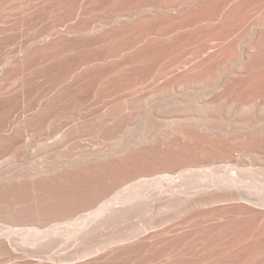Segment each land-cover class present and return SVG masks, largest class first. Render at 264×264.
Here are the masks:
<instances>
[{"label":"bare ground","instance_id":"6f19581e","mask_svg":"<svg viewBox=\"0 0 264 264\" xmlns=\"http://www.w3.org/2000/svg\"><path fill=\"white\" fill-rule=\"evenodd\" d=\"M10 1L9 4L12 3ZM18 1H20L21 4H19ZM7 2L8 1H6V3ZM17 2L18 3H15V5L14 4L11 5L12 6L21 5V7H19L21 8L19 9V11H21V14H19L20 17L18 18V21L21 20L20 24L22 22V24L29 25L28 26V29L30 27L29 30L25 31L23 25H20L19 22L17 24L16 20H15L16 22L13 20L16 23V28H18L17 25H19L21 27V28L19 27L21 30L12 28L14 25V23H12L13 21H11L9 17H8V19H10L9 21L6 18H5L6 20L3 21L2 15L4 13L0 15V20L2 21L0 23V155L2 156V154L4 153H5L4 155H6V153L7 155H9V157L7 155L5 156L6 158L8 157V160L6 159L3 160L5 157L2 159L3 161L0 160V194H2V196L3 193L5 194L7 191L11 190L13 186L14 189L15 187L17 188L18 186L24 187V185L30 187L32 185V184L29 185L31 182L32 183L34 181L38 182V179H40L41 182V179L43 180V178L44 177L46 178L48 175L49 176L52 175L51 176L52 178L54 177L53 176L54 173L60 171H62L61 173L64 174L62 175L58 173L59 176H55L57 177V179L56 178L55 179L57 180L58 184L63 177L64 179H68V178L79 179L80 175H83V176H94L98 179L99 178L101 179L106 173L107 174L106 176L108 177L110 176L111 178L113 177L112 179L105 177L109 179V181L111 180L112 183L111 181L110 183L113 185L111 184H109L111 186L106 185L105 182L107 181V179L105 178L102 179H104L105 182H103V184L105 183L104 185H106V187H104V185L102 186L101 183L100 185L97 184L99 187L97 186L95 187V185L93 184V188L95 187L94 188L95 190H91L93 197H92V201L89 200L90 201L89 203L92 202V204H94L95 206L96 204L100 203L98 200L104 194H106L104 195V197L106 196V199L108 196L110 198L111 195L114 194V193L111 194V191L118 193L114 195L116 198L112 196L115 198V203L132 205L134 202L138 203V201H141L143 198H147V197L149 198V196L146 197V195H148L146 193L148 192V189L150 187L152 188V186H155L156 190L155 192L153 191L154 193L152 194L158 200V202L156 201V203L158 204L156 205V207H154L155 209L157 208L156 211L157 213H155V211L153 210L152 213L156 214L155 215L156 218H158L157 217L158 212L160 213L161 212L160 210L162 209L163 211L165 210L169 211L170 209H182V211L185 210L187 214L188 212L190 213V211L192 212V214H194L195 210L198 212L199 209H205V212L208 213L206 215H203L202 213L204 217L210 214V212L206 211V209L209 210L214 209L212 211L213 213H215V211L217 213L220 212V214L218 213V216H215L218 217V220H216L217 218L215 220L217 222L219 221L218 222L219 225L217 223V227H216L217 229L216 232L220 230L219 234L222 232L223 233L228 232L229 229L232 230L233 228L236 231H237L236 228H238L239 230L242 224V221H240V219L242 218L238 220L239 217L238 215L244 218L242 219L244 220L243 222L244 225L242 224V227L245 226L244 229L248 228L249 231L253 232V230L255 229L252 228L250 230V227H252L250 225H253L254 227L255 226L254 224L258 225L259 227L263 226L264 228V0H17ZM1 5L0 7L2 8ZM12 6L9 7V10L11 8V11L12 10L14 11V9H12ZM5 9L8 10V8ZM41 10H43L44 13ZM38 11L39 13L40 12L42 13L38 14ZM4 16L7 17L9 16V14ZM149 81L151 82L153 81L152 83L158 82V84L160 85L159 91H157L156 93L152 91L153 93L152 95L150 94L146 95L145 90L141 89L142 91L144 90L145 93L141 92L140 94L142 95L143 93L146 97H144V95L141 98L140 96L137 97L136 95L137 91H136L135 92L136 96L133 94L134 98L133 97L131 98L132 94L130 93H133L134 91L132 90V92L131 91L129 92L130 95L126 96L125 94L127 98L128 96H130L128 99H122L120 97L124 95H119V98L116 97L113 100V102H111L113 104H110V101L112 100L109 101L108 104H110L111 106L106 104V102H108L107 100L108 97L112 96L114 92L117 91V95H118L119 90L122 89L123 93H127L124 92V89L126 88L137 89L142 84H144V82H149ZM151 87L152 86L150 85L149 88ZM152 88L154 89V87ZM120 94H122V92ZM97 96H100V98L101 97L102 98L104 97L105 99L107 98L106 99L107 101L105 102L106 106L105 104H102L103 103L102 102L101 103L102 105H100V107H103L104 105L106 108L108 106V108L106 109L105 107H103L101 112L103 111L104 108L106 109V111L105 109L104 112L102 113L97 111L99 112V114L96 111H93V114H91L92 110L91 111L89 110V113L87 112V114L93 115L92 117H96L98 115L93 120L92 118L90 119L88 117L90 120L88 119L82 121L83 117L81 118V116L83 115L82 112H80L82 110L81 107H79L81 110L79 108L76 110L75 109L71 110L69 108L70 106L72 108V104L70 106L67 105L69 106V108L66 106L67 103H71V102L75 103L77 106H82L83 103H88L90 101H91L90 103H94L92 102V100L94 99L96 100V98H99ZM101 100L102 99H99L98 101L97 99L96 102L98 101L100 104ZM77 106L74 107L77 108ZM97 107L99 106H96V108ZM87 108L90 109V107ZM98 110H100V108H98ZM94 112H96L97 115H95ZM76 113H78L79 115L81 114L80 115L81 119L80 120L77 119V122L79 121L81 122H79V124L77 125L70 126L73 123H77L75 119L79 116ZM69 114H72L73 117ZM75 114L77 117H75ZM67 116H70L72 118L75 117L74 120L72 119L75 122L72 121L71 124L65 123L67 120L70 119V118L69 119L63 118V117L68 118ZM58 117L60 118L58 119ZM61 118L63 120L65 119L66 121L63 123L60 120ZM85 118L86 117H84V119ZM61 124H64V126L70 124L69 126H67L70 127V129L67 128L66 130L65 127H63V125L61 126ZM60 126L61 128L63 127L66 132L62 131L64 132L62 133L61 131H59L58 128ZM63 128L61 130H64ZM56 131L57 133L60 132L62 135L59 136L60 135L59 134L58 135L59 137H57L58 139L56 138L57 136ZM86 131H90L89 133L103 132L102 135H104L105 131H107L109 134L111 133L110 136L112 139H113L112 136L115 137L117 135L119 139L120 137L119 135L121 134H123L124 137L125 134H127V132L129 133V131H132V135L130 138L127 139L122 138L124 139L123 145L113 150L111 148L110 149L111 151H108L109 145H106L105 147V144L103 143L105 141L104 138L102 139L104 141L101 142V144L102 143L104 144V146L102 147H104L105 149L103 148L102 150V147L99 146L101 144L94 143L95 145L101 147V149L98 148V150L100 151L96 150V148L94 151L93 149L86 150L88 147L92 146L93 140H91L92 142L90 141L91 145L89 144L88 147H86V143L89 142L91 138L95 139L96 137L97 140V136L96 135L92 136V134L94 133H91L92 137L90 138L89 136H86L87 134L85 133ZM84 133H85V137L88 138V139L86 138L88 141L86 140L85 142L83 140L86 149H84L85 147L82 149L86 151L83 150V152L81 153L80 151H82V149L80 150L79 148L80 141H78L77 139H79L78 137H81L83 139L82 136H84ZM89 133L88 135H90ZM101 133L98 134H100L101 136ZM109 134L107 135V137L111 141L112 139H110ZM52 135L55 137H52ZM25 136L32 137V140L29 137H28L29 140L26 139ZM50 138L51 141H49ZM52 138H54V142L52 141ZM115 138L113 140H115ZM74 139L76 140V142L78 141L77 145L73 144L75 143ZM68 143L72 144L70 148L71 150L73 149V151H75L74 148L75 146H77L79 150L78 151L79 154L77 157H75L74 154H72L73 151H70V148L66 146L68 145ZM80 144L84 145L83 143ZM109 144L111 147L112 145L116 146L115 143L113 144L109 142ZM148 144H154V145L153 146L150 145L151 147L149 146L148 148L147 146ZM67 147L69 148L70 154L67 153L68 155H65L66 153L64 149L66 148V150H68ZM60 153L63 154L65 153L64 155L66 156L65 157L66 160H64L65 158L63 154H61V156H63L64 158L63 160L60 161L51 160L50 157H54L55 155H60ZM157 156L158 158L160 156H163L161 158L165 160V162L162 163L164 168L163 167L158 168L157 166L154 167L157 168L156 169L157 171L153 170L154 173L152 172L151 174L154 175V178L152 177L150 180L148 178H147L148 180L144 178L139 179V177L145 176V171H146V175L148 174L150 176V172L147 173V171L148 170L152 171V168L149 169L147 168L148 166L147 162L149 159H151V157H152L151 160L154 161ZM165 157L167 158L164 159ZM138 158L139 159L142 158V160L144 158L148 159L147 162L145 161L146 168L143 167V165L145 166V163L143 162L144 160L142 161L139 160ZM168 158L171 160L168 161L169 160ZM7 161L10 162V165ZM135 161L138 162L141 161V163L143 162L142 164L140 163L142 166L139 167L141 168L143 167L146 170L143 171V169L140 168L141 170L139 169L140 172L139 173L138 170L134 169L133 167L131 168V166L134 165ZM94 163L96 166L94 165ZM132 173H135V175L137 173V176L139 173L141 176L137 177L135 175H131ZM127 174L131 175L132 178L133 176L136 179L138 178L139 181L136 180L137 181L136 183L131 184L130 182L131 179H129L131 178V176L128 177L129 175ZM41 176L44 177L42 178ZM60 176L62 178L59 180L58 178H60ZM122 176H127L126 178H128L130 181H128L127 179L126 182L124 177L122 179ZM45 178L44 180L47 179ZM135 178H133V180ZM55 179H53L52 181L53 183ZM75 181H79V180H75ZM40 182H38V184L39 186H42L43 182L41 183ZM129 182L131 185H129ZM80 183L84 185L83 184L84 181ZM34 184L35 183H33V185ZM50 184L52 187L53 184L52 183ZM89 184H91V182ZM64 185H66L67 187V184ZM82 185L79 186L82 187ZM33 187L34 189L36 188L38 189L37 185L36 186L34 185ZM51 187H49L50 189H47V191L53 189ZM75 187L77 186L75 185ZM25 188L26 187H24L23 189ZM55 188L56 186L54 184V189ZM17 189H19L18 191H20V188ZM39 189L41 188L39 187ZM120 189H123L124 194L121 195L122 192H120L121 191ZM45 190L43 189V191ZM77 190L80 191L78 188ZM15 191L16 190H14V192ZM53 191L55 193L56 190ZM36 192L38 193V190ZM36 192L35 194H37ZM74 192L76 191L74 190ZM109 192L110 195L108 194ZM67 194H71V193L67 192ZM83 194L86 195V191ZM58 195L56 194L57 198L60 197ZM64 195L63 196L61 195V197H64ZM77 195H79L77 196L78 197L77 199L80 198L81 200V197L83 198V196H81L82 194L81 195L77 194ZM21 196H23V194L19 196V198L23 199L24 196L23 197ZM7 197L9 198V196ZM41 197L42 196H40V198ZM33 198L35 199L36 197ZM88 198L89 196L86 198V200ZM114 198L113 199L111 198L113 202H114ZM37 199L39 198L37 197ZM42 199H43V203H41L40 205L45 204L44 197L41 198V201ZM18 200L19 199L17 198V201ZM52 200L50 201L52 202ZM112 200L109 201L112 202ZM148 200H150V198ZM29 201H31V199ZM143 201L146 202V200L144 199ZM54 202L56 201L54 200ZM59 202H61V199L59 200ZM74 202L72 204H75ZM27 203L30 204L28 200ZM62 203L65 204L66 202H62ZM151 203H153V201ZM5 204H2L0 202V206ZM37 205H39V203ZM80 205H82V202ZM87 205L90 204L87 203ZM153 205L154 204L151 205V208ZM9 206L10 205H8V207ZM15 206L16 205H14L13 207ZM31 206H29L28 208L30 209ZM33 206L36 207L34 203ZM62 206L64 207L63 204ZM77 206L74 207L76 208ZM103 206L102 208L105 207L104 210L112 209L106 205L104 207ZM116 206H113V208ZM119 206L120 205H118L116 209L126 208L123 205H121L123 206L121 208H119ZM85 207L87 206L85 205L84 208ZM96 207H98V205ZM48 208L47 209L44 208V209L51 210L50 208L49 209ZM52 208L55 209V207ZM90 208L92 209V206ZM14 209L16 210V208ZM24 209H26L25 205L21 210L24 211ZM33 209L34 208H32V210ZM87 209L90 210L89 208ZM118 209L116 211H119ZM229 209L232 211L237 210V213L235 212V214H237L236 215L238 221L237 223L232 222L234 221L233 219L235 218V216L232 211L229 214L230 212ZM32 210L30 209L28 211L31 212ZM35 210H33V212L40 211L41 209L37 211ZM58 210H61V208ZM58 210L55 211L57 212ZM77 210H80V208ZM102 210L103 209H101L100 212H103ZM226 210L228 212L227 214H226ZM149 211L151 212V209H149ZM163 211L161 213H163ZM2 212H4L5 214V211L2 210ZM150 212H147V214L148 213L150 214ZM201 212L199 210L198 214ZM224 212L226 215H228V218L234 216L233 219L230 220L231 222L229 221V219L225 221V217L227 218V216L224 214ZM139 213L141 214V212ZM213 213L210 214V216H212ZM217 213H215V215H217ZM10 214H11V209L9 215ZM32 214H37V213H32ZM52 214L54 217V213ZM68 214L65 216H68ZM74 214H76L75 211ZM94 214L96 215V213ZM123 214L125 215V213ZM144 214L145 213H143V215ZM198 214L197 217L199 218ZM111 215L112 216L110 217L109 215L106 216V220H105L106 222L107 219L109 220V222H111L112 220L111 218L113 217V212ZM185 216H188L186 218L192 217L193 219H195L194 215L190 216L188 214V215H184V217ZM151 217L154 216L150 215V219ZM197 217L196 219H198ZM200 217L202 216L200 215ZM13 218L15 220L20 219L15 217V214H13ZM21 218L23 219V217ZM76 218H79L78 215ZM127 218H124V220ZM143 218L146 219L147 217H143ZM143 218L141 217V219ZM164 218H168V217H164ZM190 218L188 223L189 224L192 222L195 223V221L190 222L191 221ZM14 219H11L12 222ZM55 219H53V221ZM203 219L204 218L202 217L201 220ZM11 220L8 221L10 222ZM82 220L83 219H80L79 221ZM121 220L123 219L121 218ZM175 220H176L175 218L174 220L154 218L152 220V223L147 224L150 225L149 228L148 226L145 227L144 225L145 228H142L141 230L137 226L141 230L140 231L137 227H134L135 229L137 228V230L140 231L137 232L135 230L136 236L133 235L135 234L133 233V231L131 232L133 233L132 234L133 237L130 234L131 237L129 238L126 235H125L126 237L124 238L121 237L123 234L120 233L121 236L119 234V240L117 239V241L114 239L115 237L112 238L115 233L112 235L108 234L112 229L110 228L109 229L110 231H108L107 228H109L110 226L113 228L111 223L109 224L107 222L110 226L106 227L105 231L108 232L106 233V235L108 234V236L109 235L112 236L111 237L112 240L111 238H109L110 236L109 237L107 236L108 239H110L112 242L116 241L115 243L118 245H120V243H123L124 241L125 243H129L128 240L130 239L133 240V238L135 240V238H137L135 241L134 240L130 241L131 242L130 244L127 245L121 244L120 245L121 248L118 250H121L122 252L124 251V249H126L124 251L126 252L128 250L131 251V249H136V248H139L141 251L143 249L144 251V249H146L147 247L149 250L155 248L153 250L154 252L155 250L157 251L156 248H161L162 246L163 248L165 246H168V249L169 247L172 246L171 252H173V250L177 248L176 246H180V248L178 247V249H180L182 252L181 244L183 241H185L186 236L184 235L185 236L183 238L184 240L182 239L183 241L182 242L180 241V245H176L178 239L176 235H179L180 231L183 232L180 228L181 227L180 225L182 224L179 223H178L179 225L177 224L179 226L177 229L180 230V231L178 230L179 234L176 231L175 232L172 231L171 228L164 229V227L168 224L167 221H170L169 223H171V221H175ZM113 221H117V220L115 219ZM180 221L182 223V220ZM144 222L145 221H143V223ZM197 222L199 223L200 221ZM85 223L83 222V224ZM99 223L94 225L92 224L91 227L87 226L88 229L84 225V227L87 230H85V228L83 229V231L84 230L85 231L84 232L82 231L83 233V235H81L83 237L82 239L90 240L93 235L97 236L99 233L97 234L95 233V231L98 229ZM77 224L79 225L81 223H77ZM128 224L125 225L127 226ZM151 224L155 226H152ZM160 224L163 225L165 224V225L164 227H162V225ZM245 224H249L250 227ZM151 226L155 227V229L152 228ZM171 226L172 228L173 226L176 227V224H172ZM114 227H116V224L114 225ZM125 227H123V229L127 228ZM150 227L155 231L151 229L153 231L152 232L150 230ZM158 227H162V228H158ZM259 227L258 229L260 231ZM79 228H81V226H79ZM191 228L193 229V226H191ZM210 228L212 227L209 226V229ZM213 228L215 229V227ZM263 228L262 230H264ZM156 229H159V231L157 230L156 232ZM244 229L242 230V233L244 232V236H245ZM101 230L103 231V229ZM101 230L99 235H101L102 233ZM215 230L212 231L214 232ZM55 231L57 230L55 229ZM147 231H149V233H147ZM209 231L208 233L207 232L206 233L209 234L210 233ZM249 231L247 233L251 234V232ZM261 231L257 232V234H255L256 232L252 234L255 235L257 238L258 234L262 233ZM12 232L13 231H11L10 234ZM213 232L212 234L215 233ZM6 233L8 234V232ZM6 233H4V231L3 233L0 232V253L6 256L5 259L7 260L8 263H9L8 259L10 260L15 259L14 261H18V259L16 258H19V255L23 256V254L20 253L18 254L17 251L13 249V243L11 240L12 237L7 235ZM103 233L105 232L103 231ZM116 233H118V231ZM242 233L241 234L239 233L240 236L243 235ZM54 234L56 233L54 232ZM76 234L75 236L78 237L80 233L78 232ZM207 234H204V236ZM212 234L211 233L209 234L210 237ZM228 234H230L231 237ZM220 235L218 236L220 237ZM261 235H263V233ZM71 236L70 238H73L74 235L72 237ZM212 236L214 237V235ZM216 236L214 238H219ZM225 236L228 239L229 237L232 238L231 233H227V234L225 233ZM240 236L237 237L236 235L237 237L236 239L238 241ZM252 236L250 238H252ZM100 237H93V238H97L100 240ZM102 237L103 238L101 239L104 240V236ZM116 237L118 236L116 235ZM176 237L177 239L175 242L174 239ZM189 237L187 236V238ZM234 237L232 238V240H234L231 241L232 243H229L228 239L224 238L225 241L227 240L226 242L224 241L226 245L234 244L235 241H237L235 240ZM262 237H263L262 239H264V235ZM208 238H203L205 239V242H202L205 245L203 247H205L206 250L207 249L206 246L207 245L210 246L212 244L213 247L211 245L209 249H211L212 247L213 249L211 250L212 251L214 250V252L211 251L212 253L211 252L209 253L208 252L209 249L206 250L209 256L207 257L208 255L207 254L206 255L207 258H206L204 255L202 256V259L203 257L208 259L212 254L211 255L212 257H210L211 259L208 260L213 261L215 259L214 254L219 255L218 253H216L217 251L221 255L223 251L226 250L229 251V249H231V253H233L232 251L236 250L234 251V254L237 257H234V255H232L231 253H230L231 256H226V254L229 253L226 251L227 253L226 252L225 254L222 253L226 257L221 256V260L219 261L217 259L220 257V255L218 258L216 256L217 261L215 260L213 262H217L215 264H264V254H263L264 251L262 250L264 248V243H263L264 240L262 242L263 244L261 243V245L258 246L257 245L258 241L256 240L259 239L254 240V238H252L250 240L249 238L250 243L253 240L254 242L252 243L254 245L256 244L255 245L256 247L253 246V248L251 249V247L249 246L248 250L251 249L250 251L248 250L243 251V249H241L242 252H245L246 255L245 256L243 253L244 255L243 256L242 254H239L241 252L239 250L240 248L234 249V247H237L239 244L237 246L229 245V247L231 246L233 248L228 249L227 247L228 245L226 246L227 247L226 248L225 245L221 246V244H219L221 243L223 237L222 238L220 237V239L218 240L215 239L216 241H219L217 245L213 244L216 243V241L215 242L213 241L211 243L210 242L211 240L208 241L209 240ZM243 238L244 237H241L240 241ZM245 238H247V236ZM189 239H191V237ZM210 239L213 240V238ZM91 240L90 242H86V243L91 244ZM193 240L195 241V239ZM197 240L199 241V239ZM249 240H247L244 243H247ZM93 241L92 242L95 243L98 240L95 241L94 239ZM194 241L191 244H194ZM206 241H208L209 243L205 244ZM109 242L106 243L108 244ZM111 243H109V245ZM115 243L109 246L111 247L110 249L112 248L114 249L113 246L116 245ZM80 244L78 243V245ZM170 244L171 246H169ZM21 245L24 247L26 244L25 245L21 244ZM35 245L36 244H34V246ZM173 245L176 248L172 250ZM182 245H184V243ZM218 245L222 247L221 248L222 250L224 249L223 247H225V250L223 251H221L220 249H219L220 251L217 250L219 248ZM106 246L108 248V245ZM187 246L189 250V248L192 245L191 246L187 245ZM197 246L195 247V249L197 250L198 248V252H199L200 249ZM214 246H217L218 248L215 247L216 248L215 249ZM244 246L245 245H243V247ZM149 247H151V249ZM102 248L99 249L98 247L99 250L97 252L96 250L97 248H95V246L92 248L90 247L89 249L91 251L92 249L93 251L95 249L96 252L92 251L93 253H88L89 252L88 249V252L84 251L86 255L85 254L83 255V252L81 251L82 252L81 256H83L82 260H84L88 256L93 257L92 254H94L95 257V253L98 256V253H101V250L103 253L108 251L105 254L106 255L105 257L103 256L104 255L103 254L102 257L89 258L84 260L83 262H79L81 261L80 258H82L79 255L80 260L78 261V263L76 261V264H94V263L96 264L99 263V261L102 263H108V261L112 259L111 257L107 256L110 253L109 252L110 249L108 248L109 250H107L104 248L105 249L104 250ZM116 248H119V246ZM193 248L194 246L191 247V250H194ZM31 249L32 248H30L29 250ZM168 249L166 250V252L168 251ZM114 250L116 251V249ZM159 250L161 253L162 250L161 249ZM202 250H203L202 253L204 252L203 254H205L203 248ZM238 250L239 253H237ZM261 250L263 251L262 254H260V252H262ZM143 251L142 253H138L139 254L137 255L138 258H140L139 257L140 254H143ZM246 251L248 252L246 253ZM151 252L152 251H150V253ZM195 252L197 255L198 254L197 251ZM195 252L192 253L195 254ZM28 254L29 253H27V255ZM120 254L122 253L119 252L117 254L116 252L117 258L120 256ZM171 254L173 255V253ZM187 254H189V252ZM200 254L201 252L199 253L198 259L199 261H202V259L200 258L201 257ZM256 254L259 256L263 255V257L261 256L262 258H260ZM27 255L24 256L27 257ZM161 255H163V253ZM161 255L159 254L160 256L159 259L163 260L164 256L161 259ZM238 255L240 256L242 255V257L240 256L238 257ZM4 256H2L3 257L2 261L0 260L1 264L2 262L5 261ZM22 256H20V258H22ZM79 256H77V258ZM154 256L156 258V254H154ZM167 256H165L164 258L166 259ZM189 256H191V254H189ZM29 257L30 255L28 256V259ZM132 257L130 258V261L134 258ZM142 257L145 256L143 255ZM176 257L174 255L172 256V259L174 258L176 259ZM178 257L177 259L179 261L181 258L179 257L180 258L179 259ZM194 257L196 261H194L195 260ZM196 257L197 256L193 255L192 258L190 257V259L189 258L188 259L190 261H194L192 264H196L198 263ZM228 257H231V259H229ZM232 257L234 258L232 259ZM72 258H71L72 260L76 259L75 256ZM121 258L119 257V259ZM135 258H137L136 255ZM184 258L182 259L184 260ZM222 258H225L227 260L223 261ZM55 259L58 261L56 257ZM61 259L62 258H60V260ZM56 260L55 262H57ZM62 260L64 262L65 261L67 262L64 264H70L69 258L64 257ZM160 260L158 262H160ZM189 260L186 262H190ZM11 261L14 262L13 260ZM128 261H129V257L128 260H126L127 264ZM163 261H167V259ZM163 261H161L160 263L162 264ZM173 261L178 262L175 260ZM180 261L182 262V260ZM61 262L62 261H60L59 264ZM73 262L75 263V261ZM213 262L212 264H214ZM123 263L124 262H122V264ZM201 263H207V261L199 262L198 264ZM209 263L211 262L209 261ZM109 264H112V262H109Z\"/></svg>","mask_w":264,"mask_h":264},{"label":"rangeland","instance_id":"374dc122","mask_svg":"<svg viewBox=\"0 0 264 264\" xmlns=\"http://www.w3.org/2000/svg\"><path fill=\"white\" fill-rule=\"evenodd\" d=\"M1 1H2V0H1ZM1 1H0V2H1ZM6 1H8V2L6 3ZM9 1H10V0H5V1L3 0V1L0 3V5L2 4V5H1L2 8L0 7V10H1V11H0V15H1L2 13H4V14L2 15L3 17L1 16L2 19H3V21H5L6 19L9 21V20L11 19V21H13V20L15 21V20H16V21H17V24H18V22H19V24H20V21H21V20L18 21V18L20 17L19 14H21V11H19V9H21V8H19V7H21V5H20V6H17V5H16L17 7H16V6H12V5H13V4L15 5V3H18V2H19V4H21V3H20V1L17 2V0H15V1L12 0V1H10V2H12V3L9 4ZM8 4H9L10 6H9ZM11 4H12V5H11ZM6 5H7V6H6ZM3 6H4V7H3ZM11 6H12V9H14V11H16V12H14L13 10L11 11V8H10V10H9V7H11ZM5 8H8V10L5 9ZM15 8H16V9H15ZM2 9H3V10H2ZM4 10H6V11H4ZM2 11H3V12H2ZM41 11L43 12V10H41ZM9 12H10V13H9ZM42 12L39 13V11H38V14H41ZM14 13H15V14H14ZM36 13H37V12H36ZM43 13H44V12H43ZM7 14H9V16H7V17L4 16V15H7ZM13 14H14V15H13ZM45 14H46V13H45ZM47 14H48V13H47ZM10 16H12V17H10ZM8 17H9L10 19H8ZM13 17H16V18H13ZM5 18H6V19H5ZM14 21H13L12 23H14L15 26L13 25L12 28H14V29H20L21 27H20L19 25H17L18 28H16V23H15L16 21H15V22H14ZM1 22H2V21L0 20V23H1ZM20 25H23V27L25 28V31L30 29V27H29V29H28V26H29V25L22 24V22H21ZM25 26H26V27H25ZM19 27H20V28H19ZM23 27H22V28H23ZM20 30H21V29H20ZM23 30H24V29H23ZM152 82H153V81H152ZM152 82H151V81H149V82H144V84H142V85L140 86L141 88L138 87L139 89H138V88H137V89L126 88L127 90L124 89V92H127V93H123V90L121 89V90H119L118 95H117V91H116V92H114V94H113L112 96L108 97V99L106 98V99L108 100V102H106L107 100H106L104 97H103V98H102V97L100 98V96H97V97H99V98H96V100L98 99V101H99V99H102V100L100 101V104H99L98 101L96 102V100L94 99V100H92V102H94V103H90V102H91V101H90V102H88V103H83L82 106H77L75 103H72V102H71V103H67L66 106H67V105L70 106V105L72 104V108H71V106H70V108H69V106H67V107H68L69 109H71V110H74V109L76 110V109H78L79 107H81L83 111H84V110L86 111V112L84 111V113H83V111L79 108V109L81 110L80 112H82V115H83V116H81V118L83 117V118H82V121H83V120H88L89 118H90V119L92 118V120H93L94 118H96V117L98 116L97 113L99 114V112H100V113L104 112V109L106 108V107H105L106 104L109 105V106H111L110 104H113V103H111V102H113V100H114L116 97L119 98V95H124V96H125V94H126V96H127V95L132 94L131 98H132V97L134 98L135 92L137 91V93H136L137 97L140 96V98H141V97H143V95H144L143 93H145V92H146V93H145L146 95H148V94L152 95V94H153L152 91H154V92L156 93L157 91H159V89H160V85L158 84V82H154V83H152ZM148 83H149L152 87H154V89H153L152 87L149 88L150 85H149ZM151 83H152V84H151ZM153 84H155V85H153ZM156 84H157V86H156ZM146 86H147V87H146ZM158 86H159V87H158ZM155 88H156V90H155ZM157 88H158V89H157ZM141 89H144L145 92H144V90L142 91ZM132 90H134L133 93H130V94H129V92H130V91L132 92ZM150 90H151V91H150ZM121 92H122V94H120ZM141 92H143L142 95L140 94ZM115 93H116V94H115ZM155 93H154V94H155ZM133 94H134V95H133ZM136 95H135V96H136ZM150 95H149V96H150ZM124 96H121L120 98H122V99H128V98L130 97V96H128V98H127L126 96H125V97H124ZM111 97H113V98H111ZM137 97H135V98H137ZM144 97H146V96L144 95ZM104 99H105V100H104ZM110 100H112V101H110ZM118 100H119V99H118ZM109 101H110V104H108ZM95 102H96V104H95ZM102 102H103V103H102ZM105 102H106V104H105ZM117 102H118V101H117ZM101 103H102V104H105V106L103 105V107H105V108L103 109L102 112H101V110H102L103 107H100V105H102ZM114 103H116V102H114ZM90 104H92V105H90ZM74 106H75V107L77 106V108H75ZM94 106H95V109H94ZM96 106H99V107L96 108ZM87 107H90V109L87 108ZM92 107H93V108H92ZM98 108H100V110H98ZM107 108H108V106H107ZM107 108H106V109H107ZM106 109H105V111H106ZM89 110H90V111L92 110V111H91V114H93V111H96V112L99 111V112H97V113L94 112L95 115H97V116H96V117H92L93 115H91V114H87V112L89 113ZM78 112H79V110H78ZM76 114H77L79 117H77ZM76 114H75V117H77L76 119H75V117L72 118V117H73L72 114H69V115H71L72 117H70V116H67L68 118L63 117V118H65V119H69V118H70L69 120H67V121H69V122H67L65 119L63 120L62 118H61L60 120H61L63 123L66 121L65 123H67V124H68V123L71 124L72 121H73L74 119H75V121L77 122V119H79V120L81 119V118H80V115H81V114H80V115H79L78 113H76ZM73 115H74V114H73ZM84 115H85V116H84ZM89 115H90V116H89ZM95 115H94V116H95ZM84 117H86V118L84 119ZM88 117H89V118H88ZM59 118H60V117H58V119H59ZM72 119H73V120H72ZM90 119H89V120H90ZM60 120H59V121H60ZM79 120H78V121H79ZM70 121H71V122H70ZM75 121H73V122H75ZM62 122H59V123H62ZM79 122H81V121H79ZM79 122H77V123H73V124H71V125L69 124V125H70V126H72V125L74 126V125L79 124ZM67 124H66V125H67ZM59 125H60V124H59ZM62 125H63V127H65L66 130H67V128L70 129V127H67V126H69V125L64 126V124H61V126H62ZM61 126L59 127L60 129L58 128V130L61 131V132H62V131L66 132L65 129H64L63 127H62V128H63L64 130H61V129H62ZM64 132H62V133H64ZM89 132H90V131H86V132H85V133H87L86 136H89V137L91 138L92 136L96 135V136H97V140H96V137H95V139H94V138H93V139L91 138V139L89 140V142L86 143V147H88L89 144L91 145V143H90L91 140H93V142L91 141L93 144H92L91 147H88V148L86 149L85 144H84V141L86 142V140H87L88 138L85 137V133H84V136H82L83 139H82L81 137H78L79 139H77L78 141H80V142H79V145L82 146V147L79 146L80 150H81L82 148L85 147L84 149H86V150L93 149V150L95 151V148H96V150H98V148L101 149V147L104 146V144H105V147H106V145H109V150H108V149H106V150L111 151V150H110L111 148H112V150H113V149L119 148V147H121V146L123 145V140H124V139H122V138H126V139H127V138H130L131 135H132V131H129V133L127 132V134H125L124 137H123V134L119 135V136H120L119 139H118V135L115 136L116 138H115L114 136H112L113 139L115 138V140H113V139L111 138V136H110L111 133L109 134L107 131H105V133H108V134H109L110 139L113 140V141H112V140L110 141V140L108 139V137H107L108 134H105V133H104V135H102L103 132H102V133H101V132H91V133H94V134H92V136H91V133H89ZM56 133H57V131H56ZM56 133H55V134H56ZM88 133H89L90 135H88ZM98 133H101V136H100V134H98ZM55 134H54V135H55ZM59 134H60V135H59ZM58 135H59V136H62L61 133L58 132V133H57V136L55 135L56 138L59 137ZM105 135H106V136H105ZM112 135H113V134H112ZM114 135H115V134H114ZM29 136H30V135H29ZM29 136H28V137H29ZM55 136L52 135V137H55ZM104 136H105V137H104ZM28 137L25 136L26 139L29 140V138H30V139L32 140V137H29V138H28ZM100 137H101V138H100ZM56 138H55V140H56ZM86 138H87V139H86ZM104 138H105V139H104ZM106 138H107V139H106ZM57 139H58V138H57ZM80 139H81L82 141H81ZM100 139H101V140H100ZM102 139H104L105 141L102 140ZM117 139H118V140H117ZM83 140H84V141H83ZM108 140H109V141H108ZM49 141H51V138H50ZM49 141H48V142H49ZM52 141L54 142V138H52ZM74 141H75V143H73V144H74V145H77V144H78V143H77L78 141L76 142L75 139H74ZM74 141H71V142H74ZM87 141H88V140H87ZM97 141H100V142H97ZM103 141H104V142H103ZM106 141H107V143H106ZM71 142H69V143H71ZM101 142H103L104 144L102 143V144H103V145H102ZM109 142H111V143H113V144H114V143L116 144L117 142H118V143L116 144V146L111 144V145H112V147H111L110 144H109ZM50 143H51V142H50ZM69 143H68V145H66V146H68V147L70 148V146H71L72 144H69ZM80 143H83L84 145H81ZM94 143H95V144H96V143H97V144H101V145H99V146H101V147H99L98 145H95ZM74 145H73V147H74ZM118 145H119V146H118ZM150 145L153 146L154 144H148V145H147L148 148H149ZM95 146H96V147H95ZM151 146H150V147H151ZM68 147H67V148H68ZM92 147H93V148H92ZM154 147H155V146H154ZM69 148H68V150H66V148L64 149V150H65V153H66V154L64 153L65 155H68L67 153H69ZM75 148H76V149H75ZM75 148H74L75 151H73V149L71 150V148H70V151H73V153H72V152H71V153L74 154L75 157H77L78 154H79V153H78L79 150H78L77 146H75ZM103 148H104V147H102V150H103ZM84 149H82V151H80V152L82 153ZM104 149H105V148H104ZM64 150H63V152H64ZM86 150H84V151H86ZM106 150H104V151H106ZM98 151H100V150H98ZM74 152H75V153H74ZM76 152H77V153H76ZM4 154H5V153H4ZM4 154H2V156L0 155V158H1L0 160H2V159L7 155V153H6V155H4ZM61 154H63V153H60V155H55V154H54L56 157L54 156L55 158H54V157H50V158H51V160H54V161H57V160H59V161H60V160H63L66 156L63 154V155H64V158H63V156H61ZM69 154H70V153H69ZM75 154H76V155H75ZM3 155H4V156H3ZM7 156L9 157V155H7ZM51 156H53V155H51ZM60 156H61V157H60ZM125 156H126V155H125ZM125 156H124V157H125ZM8 157H7V158L5 157L3 160H5V159L8 160ZM161 157H163V156H160L159 158H161ZM67 158H68V157H67ZM153 158H154V156H153ZM157 158H158V156L155 158V160L153 159L154 161H152V160H151L152 157H151V159H149L150 162H149V160H148L147 158H144V159H143L144 161L142 160V158H140V159L138 158L139 160H142V161L145 163V166L143 165V167L146 168V162H147V160H148L147 163H148V166H149V164H150V166H149V167L147 166V168H148V169H149V168H152V171H151V170L149 171V170L147 169V170H148L147 173L150 172V176H149L148 174L146 175V171H145V176H144V177H143V176H142V177H139V179H142V178L147 179V178H148V179L150 180L152 177L154 178V175L151 174L152 172L154 173L153 170H156V169H157V168H154V167L157 166L158 168H159V167L161 168V167H163L162 163L165 162V160H163V158H161L163 161H162L161 159H159V158L157 159ZM166 158H167V157H165L164 159H166ZM55 159H56V160H55ZM168 159H169V158H168ZM168 159H167V160H168ZM3 160H2V161H3ZM64 160H66V158H65ZM139 160H138V161H139ZM167 160H166V161H167ZM170 160H171V159H169L168 161H170ZM173 160H174V158H173ZM138 161H135V162H134V165L131 166V168L133 167L134 169L138 170V172H139V169L141 168V167H139V166H142L141 164H142L143 162L141 163V161H140V162H138ZM145 161H146V162H145ZM7 162H8L9 165H10V162H9V161H7ZM136 162H137V163H136ZM155 162H156V163H155ZM8 163H7V164H8ZM138 163H139V164L141 163V164L139 165ZM160 163H161V165H160ZM11 164H12V162H11ZM96 164H98V163H96ZM136 164H138V165H136ZM94 165H95V163H94ZM158 165H160V166H158ZM95 166H96V165H95ZM143 167H142L141 169H143V171L146 170V169L143 168ZM163 168H164V167H163ZM141 169H140V170H141ZM159 170H160V169H159ZM143 171H141V172H143ZM156 171H157V170H156ZM156 171H155V172H156ZM61 172H62V171L54 173V175H53L54 177H52V178H51L52 175H51V176L48 175L49 178H48V176L46 175V176H47L46 178H47L48 180L43 176V177L46 179V180H44V178L41 176V177L43 178V180L41 179V182H43V183H42V184H43L42 186H39V184H38V182H40V179H38V182H35V181H34L33 183H35V184H34L35 186L37 185L38 189H37L36 187H35L36 189H34V187H33L34 185H33V183L31 182L30 184L28 183L29 185L32 184L30 187L24 185V187H26L25 189H23L24 187H22V186H20V187L18 186L17 188H20V191H18L19 189H17L16 187H15V189H14V186H13V187H12L13 189L11 188V190H9L10 192L7 191V192H8V195H7V192H6V191H5V192H6L5 194L3 193V196H2V194H0V195H1V197H0V198H1V199H0V202H1L2 204H5V202H6L5 205L7 206V207H6L5 205H1V206H0V207H1V208H0V209H1V211H0V218H2V219H0V232H2V233H3V231H4V233L8 232V234H7V233H6V234L9 235L10 237H12L11 240H12V243H13V249H14L15 251H17L18 254L20 253V254H23V256H24V255L26 256L27 253H29V254L27 255V257L24 256L26 259H25L22 255H19V258H16V259H18V261H14L15 259H11V260L14 261V262H12L10 259H8L9 263H8L7 260L5 259L6 256H4L3 254L0 253L2 256H4V260H5V261L3 260L5 263L2 262V264H3V263H4V264H32L33 262H34L33 264H36L38 261H39V262H38L37 264H43V262H44V264H45V263H46V264H47V263H48V264H57V262H58V264H59L60 261H62L60 264H62V263L64 264V263H67L66 261L64 262V261L62 260L64 257H67V258L70 259V264H76V261H77V263H78V261H79L80 259H81V261H79V262H83L84 260L89 259V258H98V257H102L103 254H104L103 256L105 257V256H106L105 254H106L108 251L105 252L104 250H105V249L109 250V249L111 248V247H109V246L113 245V244L117 241V239L119 240V234H120V233L123 234L122 236H121V234H120V236L123 237V238L126 237V236L129 238V237H131V235H132L133 233H135V234H133V235L136 236V231H137V232H140V231L142 230V228H145V227H147V226H148V228H149L150 225H147V224L152 223V220H153L154 218H155V219H161V218H162V219H166V220H168V219H169V220H170V219H171V220H174V218H175V219H176L175 221H176L177 223H176L175 221H171V223H169L170 221H167L168 224L164 227V225L166 224V221H165V224H164V225H163V224H160V225H162V227H164V229H169V228H171L172 231H174V232L176 231L177 233H178V230H179V229H177V228L179 227L178 225H179V224H182V225H180V226H181L180 228H181V230H182L183 232H181V231L179 230V231H180V234L178 233L179 235H176V236L178 237V239H177V237L174 239L175 242H176V239H177V243H176V245H180V241L182 242V241L184 240L183 238L186 236L185 241L182 242V244L184 243V245L181 244L182 252H181L180 249H178V247L180 248V246H176V245L174 244L175 242H174L173 244H174L177 248L174 247V245H173L172 250H173L174 248H176V249H174L175 251L173 250V252H171V247H172L171 244H172V243L169 245V246H171V247H169V249H168V246H165L166 248H165V247L163 248V246H162L161 248H156L157 251L155 250L154 252H153V250H154L155 248H154V249L152 248V250H149L148 247H147L146 249H144V251H143V249H142L143 254H140V256H139L140 258H138V256H137V255H139L138 253H142V251H141L139 248L131 249V251L128 250V251H126V252H124V251L126 250V249H124L123 252H124L125 254H124L121 250H118V249L121 248V246H120L121 244H123V245L130 244V243H131L130 241H133V240H134V238H133V240H132V239L128 240L129 243H125V241H124L123 243H120V245H118V244L115 243V244L117 245V246H116V245H115V246H116V247L119 246V248H116L115 246H113L114 249H116V251L112 248V249H110V251H109V252H110L109 255H107L108 257H111L112 259H111V258H109V259H111V260H113V261L109 260L108 263H102V262L99 261V263H101V264H109V262H112V264H115V263H116V264H119V261H120V264H122V262H124L123 264H127L126 260H128V257H129V261H130V258L133 256L134 258L132 257L133 259L130 261L131 263L128 261V264H132V263H133V264H138V263H140V264H144V263H146V264H152V263H153V264H159L161 261L166 260V259H167V261H163L164 264H169V263H171V264H176V263H177V264H181V263H182V264H187V263H188V264H192L194 261H196L195 257H194V259H195L194 261H190L189 259H190V257L192 258V256L194 255V256H197L196 258H197V262H198V263H199V262H203V261H204V262L207 261V263H201V264H212V262L215 261V260L219 257V255H220V253H219L217 250L220 249L221 251H223V250H225V247H226L227 245H228L227 247H228V249H229V248H233V247H231L232 245H233V246H237V245L239 244L237 247H234V249H235V248H236V249L240 248L239 250L242 252L241 249H243V251H244V250H248L249 246H250L251 249H252L253 246L256 245V244L254 245V244L252 243V242H254L253 240H252L251 243H250V240H251L252 238H254V240L259 239V240H256V241H258V244H257L258 246H260L261 243H262L263 240H264V239H262V238H263L262 236L264 235V232H263L264 230H262L263 226H262V227H261V226L259 227L258 225L254 224V225H255L254 227H253V225H250V226H252V227H250L249 224H245V225H247V226L250 227V230H251L252 228L255 229V230H253V232H252V231H249L248 228L244 229L245 226L242 227V224H243V222H244V220H242V219H244V218H243L242 216L238 215V216H239V217H238V220H239L240 218H242V219H240V221H242V224L239 222V223L241 224V228H239L240 231L238 230V228H236L237 231H238V232H237V231L233 228L235 231H234L233 229H232V230L229 229V231H228V232H225V233H226V234H227V233H231V234H232V238L235 236L234 238H235V240H237L236 238H237L238 236H240V234L242 233V230L244 229V231H245V236H244V232H243V233H242L243 235L240 236V238H241V237H244L242 240H244V239H246V240H244V241L241 240V241H240V238H239V241H238V240L235 241L234 244H227V245H226L225 242H226L227 240L225 241L224 238H227L228 235H230V234H228L227 237H226V236H225V233H223V232L221 231V232L223 233V235L225 236V237H224V236L222 235V233H220L222 236L219 234L220 230H218V232H216V231H217V229H216V227H217V223H218L219 221H218V222L216 221V220H218V217H215V216H218V213L220 214V212L217 213V212L215 211V213H217V215H215V213L212 212L214 209H213V210L210 209L211 211H210L209 209H206V211H209L210 214L213 213V215H214V216H213V215L210 216V214L207 215L208 217H210V218H208V217L206 216L207 219H206V217H204L203 215H206L208 212L206 213V212H205V209H199L200 212H201V210H202V212L199 213V214L204 218V219H203V220H204V223H203V220H201L202 217H200V215L198 214L199 210H198V212L195 210L196 213L198 214L199 218L197 217V214L195 213V211H194V214H192L191 211H190V213L188 212V214H189L190 216L194 215V217H195V219H193L192 217H191V218H192V219H191V218L189 217L190 220H191L190 222L195 221V223L192 222V223H190V224L188 223V222H189V218H186V217H188V216H185V217H184V215H188L187 212H186L185 210L182 211V209H170L169 211H168V210L163 211V209H162V210L158 209V210H160L161 212L163 211L164 214L161 213V212H160V213L158 212V215H157L158 218H156V217H155V215H156L155 213H157V212H156V211H157V208L155 209L154 207H156V205L158 204V203H156V201L158 202V200H157V199L153 196V194H152V193H154L155 190H156L155 186H152L153 189H152L151 187L148 189V192L146 193V194H148V195L145 194L146 197L149 196V198H150L151 201L148 200L149 198L147 197V198H143L144 200H146V202L143 201V199L141 200L142 203H141V201H138V203H135V202H134L132 205H131V204H121V203L117 204V203H115V198H116V197H115L114 195H116V194H118V193H116V192H112V191H111V194H112V193H114V194L111 195L110 198H109V196L107 195V196H108L107 199H106V196L104 197V195H106V194H104L103 196H101V197L99 198V200H98L100 203H98V204L95 203L96 206L98 205V207H96L94 204H92V202L89 203V202H90L89 200L92 201V197H93V195H92V191H91V190H95L94 188H95L96 186L99 187L97 184L100 185V183L102 184V186H103L105 183H106V185H108V186L113 185V184H111L112 181L110 180L111 183H110V181H109V179H110L111 177H110V176H109V177L106 176L107 174L105 173L104 176H103L102 178L108 177L109 179L105 178V179H107L106 182H105L104 179H102V178H101V179H102V181H101L100 178H99V179H100V180H99L98 178H96V177H94V176H83V175H80L79 179H78V178H76V179H75V178L64 179V177L62 176L64 173H61ZM58 173H59V174H62L61 176L63 177V178H62V177L60 176V178H58L59 180L62 178V180L59 181V184L57 183V180H56L57 177H55V176H59ZM139 173H140V172H139ZM139 173H138V176H141ZM141 174H142V173H141ZM127 175H129V174H127ZM131 175H135V173H132ZM131 175H129L128 177H130ZM143 175H144V173H143ZM151 175H152V176H151ZM135 176H137V173H136ZM138 176H137V177H138ZM147 176H148V177H147ZM123 177H124L125 181L128 179V178H126L127 176H122V179H123ZM145 177H146V178H145ZM149 177H150V178H149ZM50 178H51V180H50ZM55 178H56V179H55ZM81 178H82V179H81ZM112 178H113V177H112ZM112 178H111V179H112ZM133 178H135V177L133 176ZM133 178H132V176H131V178H129V179H131V181L128 179V181H130L131 184H134V183H136L137 181H139L138 178H137V179L135 178V179H134L135 181L133 180ZM53 179H55V180H54V183L52 182ZM63 179H64V180H63ZM74 179H75V180H79V181L81 180L80 182L84 181V183H83L84 185H82L79 181H75ZM148 179H147V180H148ZM49 180H50V181H49ZM132 180H133V183H132ZM136 180H137V181H136ZM45 181H47V182L49 181L50 183L53 184V186L51 187V184H50L49 182H48V185H47V182H45ZM71 181H74V182H71ZM85 181H86V182H85ZM99 181H100V182H99ZM108 181H109V183H108ZM41 182H40V183H41ZM44 182H45V183H44ZM62 182H63V183H62ZM87 182H88V183H87ZM90 182H91L92 185L89 184ZM103 182H105V183L103 184ZM126 182H127V181H126ZM130 182H129V185H131ZM56 183H57V184H56ZM68 183H69V184H68ZM74 183H75V184H74ZM77 183H78V184H77ZM79 183H80V184H79ZM85 183H86V186H85ZM28 184H27V185H28ZM45 184H46V185H45ZM49 184H50V186H49ZM54 184H55V186H56L55 189H54ZM62 184H63V185H64V184H67V187H66V185H64V186H65V187H64ZM87 184H88V185H87ZM93 184L95 185L94 188H93ZM109 184H111V185H109ZM40 185H41V184H40ZM44 185H45V186H44ZM58 185H61V186H58ZM75 185H76L77 187H75ZM79 185H82V187H83V186H84V187L82 188V187L79 186ZM106 185H104V187H106ZM43 186H44V187H43ZM46 186H48V187H46ZM57 186H58V188H57ZM73 186H74V187H73ZM88 186H89V187H88ZM91 186H92V187H91ZM127 186H128V185H127ZM27 187H28V188H27ZM39 187H40L42 190L39 189ZM42 187H43V188H42ZM49 187L53 188V189L50 190L51 192H50L49 190L47 191V189H50ZM100 187H101V186H100ZM60 188H61V189H60ZM63 188H65V189H63ZM66 188L68 189V191H67ZM77 188H78L80 191H82V189H83V191L80 192V191L77 190ZM89 188H92V189H89ZM21 189H23V190H21ZM28 189H29V190H28ZM31 189H32V190H31ZM43 189H44V190L46 189V190L43 191ZM57 189H58V191H57ZM59 189H60L65 195H64ZM69 189H70V191H69ZM84 189H85V190H84ZM123 189H125V188H123ZM123 189H120V190H121L120 192H122L121 195L124 194ZM14 190H16V191L14 192ZM27 190H28V191H27ZM33 190H34L35 192L38 190V193L36 192L37 194H35V192H34ZM53 190H56L55 193H56L57 195H58L59 192L62 193V194L59 193V195H58V196H60V197H58L59 199L57 198V196H56V194L54 193ZM71 190H72V191H71ZM74 190H75L76 192H74ZM21 191H23V192H21ZM24 191H25V192H24ZM85 191H86V195L83 194ZM150 191H151V193H150ZM153 191H154V192H153ZM28 192H29V193H28ZM32 192H33V193H32ZM47 192H48V195H47ZM52 192H53V193H52ZM67 192H68V193L70 192L71 194H72V193H73V194L75 193V194H74V195H73V194L71 195V194H67ZM79 192H80V193H79ZM125 192H126V191H125ZM16 193H17V194H16ZM18 193H19V195H18ZM21 193H22L23 196H24L23 199H22V198H19V196L22 195ZM26 193H27V194H26ZM39 193H40V194H39ZM45 193H46V194H45ZM49 193H50V195H49ZM10 194H11V195H10ZM14 194H15V195H14ZM25 194H26V195H25ZM38 194H39V195H38ZM41 194H42V195H41ZM44 194H45V195H44ZM52 194H53V195H52ZM77 194H80V195L82 194L81 196H83V198L80 196V197H81V200L83 199L84 201H87V200H88V201H87V202H84L83 200L81 201L80 198L77 199V198H78L77 196H79V195H77ZM87 194H88V195H87ZM108 194L110 195V192H109ZM6 195L9 196V198H8ZM35 195H36V196H35ZM37 195H38V196H37ZM61 195H62V196L64 195V197H61ZM69 195H70V196H69ZM15 196H16V197H15ZM17 196H18V197H17ZM23 196H21V197H23ZM29 196H30V197H29ZM40 196L44 197V203H45V204L40 205L41 203H43V199H42V201H41V198H42V197L40 198ZM46 196H47V197H46ZM51 196H52V198H51ZM66 196H67V197H66ZM85 196H87V197L89 196V198L86 200L87 197H85ZM112 196H114L115 198L112 197ZM11 197H12V198H11ZM13 197H14L15 200L13 199ZM33 197H36V198L34 199ZM37 197H38L39 199H37ZM45 197H46V198H45ZM73 197H74V198H73ZM144 197H145V196H144ZM4 198H5L6 201L4 200ZM6 198H7V199H6ZM17 198L19 199L18 201H17ZM48 198H50V199H48ZM56 198H57V200H56ZM72 198H73L74 200H73ZM111 198H112V199L114 198V202H113V200H112ZM2 199H3L4 201H3ZM21 199H22V200H21ZM30 199H31V201H29ZM45 199L47 200V202H46ZM52 199H53V200H52ZM60 199H61V202H59ZM65 199H66V201H65ZM152 199H153V200H152ZM9 200H10V201H9ZM13 200L16 201V202H14ZM24 200H25V201H24ZM27 200H28V202H30V204L27 203ZM50 200H52V202H51ZM54 200H55L56 202H54ZM62 200H63V201H62ZM67 200H68V201H67ZM75 200H76V201H75ZM78 200H79L80 202H79ZM109 200H112V202L109 201ZM2 201H3V202H2ZM11 201H12V202H11ZM33 201H34V202H33ZM36 201H38V202H36ZM49 201H50L51 203H50ZM69 201H70V202H69ZM72 201H73V202L75 201L74 203L77 204L78 206L75 205V204H72V203H73ZM98 201H97V202H98ZM104 201H105V202H104ZM106 201H107V202H106ZM148 201H150V202H148ZM152 201H153V203H151ZM9 202H10V203H9ZM22 202H23V203H22ZM32 202L34 203L35 206L39 203L40 208H39V205H37L38 207H37V206L34 207ZM57 202H58V203H57ZM62 202H66V203H65L66 206H65V204L62 203ZM67 202H68L69 204H68ZM78 202H79V204H78ZM81 202H82L83 207H82V205H80ZM103 202H104V203H103ZM109 202H111V203H109ZM136 202H137V201H136ZM154 202H155V203H154ZM13 203H14V205H16L15 207H13V206H14ZM16 203H17V204H16ZM53 203H54V204H57V205H54ZM60 203H61V204H60ZM87 203L90 204V205L92 206V209L90 208V207H91L90 205H87ZM112 203H114V204H112ZM145 203H146V204H145ZM20 204H21V205H20ZM22 204H23V205H22ZM46 204H47V205H46ZM48 204H49V205H48ZM50 204H51V205H50ZM62 204L64 205V207L62 206ZM84 204H85L87 207L84 208V206H85ZM107 204H108V205H107ZM115 204H116L117 206H116ZM134 204H135V205H134ZM137 204H138V205H137ZM141 204H142V206H141ZM152 204H154V205H153L152 208H151V205H152ZM8 205H10L12 208H11L10 206L8 207ZM12 205H13V206H12ZM24 205H25V208H26V209H24V211H23V210H21V209L24 207ZM31 205H32V206H31ZM44 205H46V206H44ZM52 205H53V206H52ZM70 205H71V206L73 205V206H72L73 208H72ZM100 205H101V206H100ZM103 205H104V206L106 205V206H108L109 208H112V209H111V210H109V209L104 210L105 207H104ZM109 205H112V206H109ZM118 205H120L119 208H121V207H123V206L126 207V208H121V209H118V208H117V209H118L119 211H121V212L116 211V210H117L116 207H118ZM121 205H123V206H121ZM125 205H127V206H125ZM133 205H134V206H133ZM3 206H4V207H3ZM19 206L21 207V209H20ZM22 206H23V207H22ZM29 206H31V207H30L31 210H32V208H34L33 210H35V209L37 208L35 211L40 210V209H41V210H40V211H37V212H33V210H32V211H31L32 213H37V214H32L31 212L28 211V210H30V209L28 208ZM42 206H43V207H42ZM50 206L55 207V209L52 208V207H50ZM57 206H58V207H57ZM61 206H62V207H61ZM74 206H77L76 208H77V209L80 208V210H77ZM80 206H81L82 208H81ZM88 206H89V207H88ZM102 206H103L104 208H102ZM113 206H116V207H114L115 209L113 208ZM17 207H19V208H17ZM41 207H42L43 209H42ZM48 207H49L51 210H46ZM68 207H69V208H68ZM93 207H94V208H93ZM2 208H3V209H2ZM8 208H9V209H8ZM14 208H16V210H15ZM38 208H39V209H38ZM44 208H46V209H44ZM49 208H48V209H49ZM60 208H61V210H58V209H60ZM62 208H63V209H62ZM70 208H71L73 211H72ZM87 208H89L90 210H88ZM148 208L151 209V212L149 211ZM7 209H8V210H7ZM10 209H11V214H12V212H13V214H15V217L20 218V219H17V218H16L17 220H15V219L13 218V214H12V215H11V214L9 215V213H10ZM12 209H13V210H12ZM52 209H53V210H52ZM67 209H68V210H67ZM95 209H96V210H95ZM99 209H100V210H99ZM101 209H103V210H102L103 212H100ZM122 209H123V210H122ZM154 209H155V210H154ZM2 210L5 211V214H4V212H2ZM6 210H7V211H6ZM14 210H15L17 213H16ZM25 210H26V212H25ZM43 210H44V211H43ZM55 210H58V211L56 212ZM82 210H83V211H82ZM94 210H95V211H94ZM152 210L155 211L154 214L152 213V212H153ZM20 211H22V212H20ZM50 211H51V212L53 211L52 213H54V217H53V214H52ZM60 211H62L63 213L60 212ZM74 211H75V213L78 215L79 218H76L77 215L74 214ZM78 211H79L80 213H79ZM81 211H82V212H81ZM90 211H91V212H90ZM104 211H105L106 215H105ZM111 211L113 212V217L111 218L112 220H111V222H109V220L107 219V222H108L109 224L111 223V225L113 226V228H112V227H111V226L105 221V220H106V216H108V215H109V217L112 216V215H111V214H112ZM115 211H116V212H115ZM124 211H125V212H124ZM129 211H131V212H129ZM172 211H173V212H172ZM181 211H182V212H181ZM229 211H230V212H229V214H230L232 210L229 209ZM24 212H25V213H24ZM27 212H29V213H31V214H29V213H27ZM38 212H39V213H38ZM66 212H68L69 214L66 213ZM70 212H71V213H70ZM72 212H73V214H72ZM89 212H90V213H89ZM98 212H99V214H98ZM107 212H108V213H107ZM118 212H119L120 214H119ZM139 212H141V214H140ZM147 212H150V214H149V213L147 214ZM170 212H171V213H170ZM176 212H177V213H176ZM232 212L234 213V216H235L234 219H233L234 216L232 217L231 215H230V216H231L232 218H231V217L228 218V215H226V214L228 213L227 210H226V214H225V212H224V214L227 216V218L224 216V217H225V221L228 220V219H229V221L233 219L234 221H232V222H236V223H237V222H238V221H237V216H236L237 214H235V212L237 213V210H236V211L233 210ZM2 213H3V214H2ZM20 213L23 214V215H21ZM65 213H66V214H65ZM78 213H79V214H78ZM94 213H96V215H95ZM101 213H102V214H101ZM123 213H125V215H124ZM143 213H145L146 215H145V214L143 215ZM151 213H152V214H151ZM179 213H180V214H179ZM202 213H203V215H202ZM6 214H7V216H6ZM24 214H25V215H24ZM27 214H29V215H27ZM57 214H58V215H57ZM63 214H65V215L68 214V216H65V215H63ZM93 214H94V215H93ZM107 214H108V215H107ZM130 214H131V215H130ZM162 214H163V215H162ZM183 214H184V215H183ZM191 214H192V215H191ZM224 214H223V215H224ZM56 215L58 216V218H57ZM61 215H62V216H61ZM69 215H70V216H69ZM75 215H76V217H75ZM89 215H91V216H89ZM92 215H93V217H92ZM117 215H119V216H117ZM123 215H124V216H123ZM127 215H128V216H127ZM129 215H130V216H129ZM133 215H134L135 218L133 217ZM137 215H138V216H137ZM141 215H142V216H141ZM150 215L154 216V217H151L152 220L150 219ZM164 215H165V216H164ZM179 215H181V216H179ZM232 215H233V214H232ZM1 216H2V217H1ZM4 216H6V217H4ZM19 216L23 217V219H22L21 217H19ZM25 216H26V217H25ZM59 216H60V217H59ZM102 216H103V217H102ZM104 216H105V217H104ZM116 216H117V218H116ZM126 216H127L128 218H127ZM139 216H141L142 218H143V217H147V218H146L147 220L144 219V218H143V219H144V220H143V219H141V217H139ZM162 216H164V217H168V218H164V217H162ZM61 217H62V218H61ZM63 217H64V218H63ZM67 217H68V218H67ZM69 217H71V218H69ZM74 217H75L77 220H76ZM88 217H89V218H88ZM101 217H102L103 219H102ZM109 217H107V218H109ZM119 217H120V218H119ZM172 217H174V218H172ZM196 217H197L198 219H200V218H201V219L198 220V219H196ZM7 218H8V219H7ZM10 218H11V219H14L15 221L13 220V222H12V220H11ZM52 218H53V219L56 218V219H58V220L55 219V220L53 221ZM60 218H61L62 220H61ZM66 218H67L68 220H67ZM86 218H87V219H86ZM99 218H100V219H99ZM121 218H122L123 220H121ZM124 218H127V219L124 220ZM129 218H130V219H129ZM133 218H134V219H133ZM211 218H213L214 220L211 219ZM216 218H217V219H216ZM3 219H4V220H3ZM5 219H6V220H5ZM59 219H60V220H59ZM80 219H83V220H82V221H79ZM94 219H95V220H94ZM115 219H116L117 221H113V220H115ZM118 219H119V220H118ZM139 219H141V220H139ZM149 219H150V221H149ZM177 219H178V220H177ZM179 219L182 220V223H181V221H180ZM186 219H187V221H186ZM209 219H210V220H209ZM215 219H216V220H215ZM8 220H11V221L9 222ZM51 220H52V222H51ZM71 220H72V221H71ZM86 220L89 221V222H87ZM93 220H94L95 222H97V223H99V222L101 221V222L99 223V227H98V229L95 231V233H97V234L99 233V234H100V230H101V229H103V231H104L105 233H103V231L101 230V232H102L101 235H99V234H98L97 236H96V235H93L91 239H93V240L95 239V241H96V240H98V241L95 242V243H93L94 241L90 239V240H91V244H92V245L94 244V245L92 246L90 243H86V242H90V240H84V239H82L83 237H82L81 235H83L82 231H83V229H84L85 227L87 228V226H88V227H91L92 224H93V225H94V224H97V223H95ZM98 220H99V221H98ZM102 220H103V221H102ZM127 220H128V221H127ZM130 220H131V221H130ZM235 220H236V221H235ZM1 221H2V222H1ZM5 221H6V222H5ZM7 221H8V222H7ZM77 221H78V222H77ZM143 221H145V222L143 223ZM179 221H180V222H179ZM197 221H200V222L198 223ZM214 221H215V222H214ZM76 222H77V223H81V224L78 225ZM83 222H84V223L87 222V223L83 224ZM93 222H94V223H93ZM102 222H104L105 224L102 223ZM123 222H124V223H123ZM128 222H129V224H132V225H129ZM139 222H140V223H139ZM148 222H149V223H148ZM174 222H175V223H174ZM201 222H202V223H201ZM209 222H210V225H209ZM230 222H231V221H230ZM230 222H229V223H230ZM75 223H76V224H75ZM101 223H102V224H101ZM163 223H164V221H163ZM178 223H179V224H178ZM206 223H207L208 226L206 225ZM212 223H213V225H212ZM215 223H216V224H215ZM11 224H12V226H11ZM13 224H15V225H13ZM86 224H87V225H86ZM103 224H104L105 226H104ZM115 224H116V227H114ZM118 224H120V225H118ZM125 224H128L129 226H128V225L126 226ZM138 224H141V225H138ZM169 224H171V225H172V224H176V227L173 226V228H172V226L169 225ZM177 224H178V225H177ZM191 224H192V225H191ZM198 224H200V225H198ZM203 224H204V225H203ZM214 224H215V225H214ZM240 224H239V225H240ZM69 225H70V226H69ZM73 225H74V226H73ZM84 225H85V227H84ZM117 225H118V226H117ZM123 225H125L127 228H126L125 226H123ZM133 225H134V226H133ZM144 225H145V227H144ZM151 225H152V224H151ZM168 225L171 226V227H169ZM218 225H219V223H218ZM243 225H244V224H243ZM67 226H68V227H67ZM75 226H76L77 229L75 228ZM79 226H81V228H82V227H83V228L81 229V228H79ZM101 226H102L103 228H102ZM109 226H110V227H109ZM119 226H120L121 228H120ZM137 226H138L141 230H140ZM152 226H155V225H152ZM152 226H151V227H152ZM188 226H189V227H188ZM191 226H193V229L191 228ZM198 226H199V228H198ZM203 226H204V227H203ZM205 226H207V227H205ZM209 226L212 227V228L209 229ZM256 226H257V227H256ZM13 227H14V230H13ZM54 227H55V228H54ZM69 227H70V228H69ZM73 227H74V228H73ZM106 227H109V228H107L108 231H110V230H109L110 228H111L112 230L114 229L115 231L113 230V231H114V232H113V231L111 230V231L108 233L107 231H105V230H106ZM118 227H119V229H118ZM123 227H125L126 229H123ZM131 227H132V228H131ZM134 227H137L140 231H138L137 228L135 229ZM151 227H150V230H151L152 228L155 229V227H152V228H151ZM162 227H158V228H162ZM166 227H168V228H166ZM196 227H197V228H196ZM201 227H202L203 229H202ZM213 227H215L216 230H215ZM255 227H256V228H255ZM258 227L260 228V231L262 230L261 232L263 233V235H261L262 233H259L261 236L258 234L259 238H258V236H257V238H256V236L253 235L252 233H255V232H256L255 234H257V232H260L259 229H258ZM10 228H11L12 230H11ZM72 228H73V229H72ZM86 228H85V230L88 229V228H87V229H86ZM156 228H157V227H156ZM174 228L177 229V230H175ZM4 229H5V230H4ZM55 229H56L57 231H55ZM117 229H118V230H117ZM120 229H121V230H120ZM122 229H123L124 231H123ZM132 229H134V230H132ZM154 229H152V230L155 231ZM164 229H163V230H164ZM171 229H170V230H171ZM195 229L197 230V232H196ZM208 229H209L210 231H209ZM247 229H248L249 232H251V234H250V233H247V232H248ZM263 229H264V228H263ZM8 230H9V231H8ZM10 230L13 231L11 234H10V232H11ZM59 230H60V231H59ZM67 230H68V231H67ZM79 230H80L81 232H80ZM85 230H84V231H85ZM135 230H136V231H135ZM148 230H149V229H148ZM150 230H149V231H150ZM152 230H151V231H152ZM157 230L159 231V229H156V232H157ZM160 230H162V229H160ZM212 230H215V231H214L215 233H214ZM256 230H258V231H256ZM5 231H6V232H5ZM64 231H65V232H64ZM66 231H67V232H66ZM84 231H83V232H84ZM98 231H99V232H98ZM117 231H118V233H116ZM119 231H121V232H119ZM132 231H133V233H131ZM149 231H147V233H149ZM151 231H150V232H151ZM153 231H152V232H153ZM208 231H209L211 234H212V232H213L214 234H212V235H214V237H215L216 235H217L216 237H219L218 235H220L221 238L223 237L222 241L220 240L221 243H219V241H216V240L220 239V237H219V238H214L212 235H211V237H210V235H209L210 233L207 234ZM232 231H233V232H232ZM54 232H55L56 234H54ZM58 232H59V234H58ZM68 232H69V233H68ZM73 232H76V233L79 232L80 234H79V236L77 237V236H75L76 233H73ZM112 232H113V233H112ZM198 232H199V233H198ZM206 232H207V233H206ZM13 233H14V234H13ZM106 233L111 234V235L114 234V233H115V234L113 235V237H112L111 235H109V236H110V237H109L108 234L106 235ZM128 233H129V235H130V234H131V235L129 236ZM177 233H176V234H177ZM183 233H184V234H183ZM186 233H187V234H186ZM195 233H196V234H195ZM202 233H203V234H202ZM217 233H218V234H217ZM239 233H240V234H239ZM57 234H58V235H57ZM72 234H73L74 236H73ZM103 234H104V235H103ZM190 234H191V235H190ZM204 234H207L208 237L213 238V240L210 239V238H208L207 235H205V236H206V237H205ZM215 234H216V235H215ZM238 234H239V235H238ZM248 234H250L251 236L253 235V236H255V237L252 236V238H250L251 236L248 235ZM60 235H61V236H60ZM65 235H66V236H65ZM71 235L73 236V238H70ZM76 235H78V234H76ZM116 235H117L118 237H116ZM125 235H126V236H125ZM133 235H132V237H133ZM184 235H185V236H184ZM192 235H193V236H192ZM201 235H203L204 237L201 236ZM236 235H237V237H236ZM72 236H71V237H72ZM100 236H101V237H100ZM102 236H104V240H105L106 242L111 241L112 238H114V237H115L114 239H115L116 241H115V242H112V241H111L112 243L109 242V243H111V244L109 245V243L107 244L103 239H101V238H103ZM107 236H108L109 238L112 237L111 240L108 239ZM187 236H188V237L190 236L191 239H189L190 237L187 238ZM200 236H201V237H200ZM246 236H247V238H245ZM17 237H18V238H17ZM57 237H58V238H57ZM74 237H75V238H74ZM93 237H100V240L97 239V238H93ZM179 237H180V238H179ZM181 237H182V238H181ZM195 237H196L197 239H199V241H198ZM230 237H231V235H230ZM230 237H229V239H228V238H227V239H228V242H229V243H232L231 241H234V240H232V238H230ZM105 238H106L107 240H106ZM123 238H120V239H123ZM201 238H202V239H201ZM203 238H208V239H209L208 241L211 240V241H210L211 243H212L213 241H214V242L216 241V243H213V244H216V245H217V243L221 244V246H224V245H225V247H223V248H224L223 250L221 249L222 247H220V245H218L219 248H218L217 246H214V248H215V247L218 248V249L216 250V251H217L216 253H218L219 255L213 253V254L215 255V256L213 255V256L215 257V259L212 258V259H214L213 261L208 260V259H211L210 257H212V256H211L212 254L210 255V257H209L208 259H206V258L209 256L208 252L210 253V252L212 251L211 249H213V248H212L213 245L210 243V244L212 245L211 249H209L211 245H210V246H209V245L206 246V248H207L206 250H208V249L210 250V251L208 250V252H207V251L205 250V247H203V246H205L204 243H202V242H205V239H203ZM249 238H250V240H249ZM260 238H261V240H260ZM15 239H16V240H15ZM54 239H55V240H54ZM70 239H71V240H70ZM73 239H74V240H73ZM136 239H137V238H135V240H136ZM182 239H183V240H182ZM193 239H195L196 242H195ZM215 239H216V240H215ZM13 240H14V241H13ZM21 240H23V241H21ZM53 240H54V241H53ZM135 240H134V241H135ZM178 240H179V241H178ZM189 240H190V241H189ZM203 240H204V241H203ZM229 240H230V241H229ZM247 240H249V241H248L247 243H244V242H246ZM19 241H20V242H19ZM81 241H82V242H81ZM83 241H84V243H83ZM92 241H93V242H92ZM101 241H102V242H101ZM193 241H194V244H191V243H193ZM208 241H206L205 244L209 243ZM224 241H225V242H224ZM256 241H255V242H256ZM260 241H261V242H260ZM23 242H24V243H23ZM45 242H46V243H45ZM104 242H105V243H104ZM126 242H127V241H126ZM197 242H198L199 244H198ZM222 242H223V244H222ZM228 242H227V243H228ZM241 242H242V243H241ZM16 243H17V244H16ZM74 243H76L77 245L74 244ZM78 243H79V244L81 243V244L78 245ZM103 243H104V244H103ZM188 243H189V244H188ZM200 243H201V244H200ZM224 243H225V244H224ZM263 243H264V242H263ZM263 243H262V244H263ZM21 244H23V245L26 244L27 246L25 245V246L23 247ZM34 244H36V245L34 246ZM37 244H39V245H37ZM84 244H86V245H84ZM89 244H90V245H89ZM102 244H103V245H102ZM195 244H196V245H195ZM202 244H203V245H202ZM241 244H242V245H241ZM246 244H247V245H246ZM18 245L20 246V248H19ZM32 245H33V246H32ZM75 245H76V246H75ZM83 245H84V246H83ZM101 245H102V246H101ZM104 245H105V247H104ZM106 245H108V248H109V249L107 248ZM123 245H122V246H123ZM185 245H186V246H187V245H190V246L192 245V246H194V248H193L194 250H191V247H192V246H191V247L189 248V250H188V246L186 247ZM197 245H198V246H197ZM229 245H231V246L229 247ZM243 245H245V246L243 247ZM28 246H29V247H28ZM30 246H31V247H30ZM74 246H75V247H74ZM85 246H86V247H85ZM87 246H88V247H87ZM89 246H90L91 248L95 246V248H97V249H96L97 252H98L99 249H101L102 247H104L105 249H104V248H102V249H104L103 251H104L105 253H103L102 250H101V253H98V256H97L96 253H95V257H94V254H92L93 257L90 255L91 257L88 256V257H86L84 260H82V259H83V256H81V255H82V252H83V255H84V254L86 255L85 252H88V249L90 248ZM196 246L199 247V249H200L199 252H198V248H197V250L195 249ZM208 246H209V247H208ZM21 247H22V248H21ZM80 247H81V248H80ZM82 247H84L85 250H84V248H82ZM98 247H99V249H98ZM182 247H183L184 249H183ZM227 247H226V248H227ZM245 247H246V248H245ZM255 247H256V246H255ZM16 248H17V250H16ZM25 248H26V249H25ZM27 248H28V249H27ZM30 248H32V249L29 250ZM37 248H38V249H37ZM77 248H79V249H77ZM149 248L151 249V247H149ZM202 248L204 249L205 254H203L204 252L202 253V251H203ZM21 249H22V250H21ZM41 249H42V250H41ZM81 249H82V250H81ZM147 249H148V252H147ZM159 249L162 250L161 253H160V250H159ZM167 249H168V251L166 252ZM215 249H216V248H215ZM234 249H232V250H234ZM251 249H250V250H251ZM25 250H26V251L28 250V251L26 252ZM39 250H40V251H39ZM72 250H73V251H72ZM96 250L94 249V251H93V249H92L93 252H96ZM117 250H118V251H117ZM135 250H137L138 252L135 251ZM220 250H219V251H220ZM239 250L237 251V253H239ZM250 250H248V251H250ZM262 250L264 251V248H263ZM262 250H261V251H262ZM77 251H78V252H77ZM79 251H80V253H79ZM81 251H82V252H81ZM84 251H85V252H84ZM92 251L89 249V252H88V253H93ZM112 251H113V252H112ZM114 251H115V254H114ZM134 251H135V254H134ZM150 251H152V252L150 253ZM169 251H170L171 253H173V255H172ZM176 251H177L178 253H177ZM184 251H185V253H184ZM186 251H187V253L189 252V254H191V256H189V254H187ZM191 251H192V252L197 251L198 254L196 255V252H195V254H193ZM226 251H227V250H226ZM226 251H223L222 253L225 254ZM234 251H236V250H234ZM234 251H232L233 253H231V249H229V251H227V252H229V253L226 252V253H227L226 256H231V254H232V255H234V257H237V256H235ZM248 251H246V253H247ZM263 251L260 252V254H262ZM33 252H34V253H33ZM40 252H41V253H40ZM116 252H117V254H118L119 252H121L122 254H120L119 257H120V258L123 257V258H121V259H119V257L117 258ZM180 252H181V253H180ZM200 252H201V254H200V255H201V257H200L201 259H202V256L205 255V257H206V255L208 254L206 258L203 257V259H206V260H203V259H202V261H199L198 258H199V253H200ZM212 252H214V250H213ZM212 252H211V253H212ZM241 252H240L239 254H242V255H243V253H244V255H245V252H242V253H241ZM25 253H26V254H25ZM35 253H36V254H35ZM68 253H70V254H68ZM129 253H130L131 255H130ZM144 253H145V254H144ZM158 253H159L160 255L163 253V255H161V259H162L163 256H164V257L167 256L168 253H169V255L167 256L166 259L163 257V260H160V259H159L160 256H159ZM166 253H167V254H166ZM182 253H183V254H182ZM222 253H221L220 257H219L220 259L218 258L217 260L220 261V260H221V256H222V257L224 256ZM230 253H231V254H230ZM235 253H236V252H235ZM32 254H33L34 256H33ZM37 254H38V255H37ZM45 254H46V255H45ZM75 254H76V255H75ZM100 254H101V255H100ZM110 254H112V255H110ZM154 254H156V258H158V259L160 260V262H158L159 260L155 258ZM157 254H158V255H157ZM165 254H166V255H165ZM170 254H171V255H170ZM176 254H178V255H176ZM179 254H180V255H179ZM181 254H182V255H181ZM228 254H229V255H228ZM263 254H264V253H263ZM1 255H0V258H1L0 260L2 261L3 257H2ZM29 255H30V257H31V259H30V257H29L30 260L28 259V256H29ZM35 255H36V257H35ZM41 255H42V256H41ZM60 255H61V256H60ZM66 255H67V256H66ZM71 255H73V256H71ZM79 255H80L82 258H80ZM99 255H100V256H99ZM113 255H115V256H113ZM126 255H127V256H126ZM135 255H136L137 258H135ZM141 255H142V256L144 255L145 257H142ZM147 255H149V256H147ZM150 255H151V256H150ZM174 255H175V257H176V256H177V257L179 256L181 259H180L179 257H178V258H179L180 260H182V262H181L180 260L178 261L177 257H176L177 260H176L175 258L172 259V256H174ZM183 255H185L186 257L183 256ZM242 255H241V256L238 255V257H239V256L242 257ZM244 255H243V256H244ZM256 255H257V254H256ZM20 256H22V258H23L24 260H23L22 258H20ZM32 256H33V258H32ZM38 256H39V257H38ZM59 256H60V257H59ZM74 256H75V258H76L77 260H76V259H75V260H72V259H73L72 257H74ZM77 256H79V257L77 258ZM96 256H97V257H96ZM112 256H113V257H112ZM158 256H159V257H158ZM169 256L171 257V260H170V257H169ZM188 256H189V257H188ZM216 256H217V258H216ZM226 256H224V257H226ZM245 256H246V255H245ZM257 256L260 257V258L263 257V255H261L262 257L259 256V255H257ZM46 257H47V258H46ZM48 257H49V259H48ZM52 257H53V258H52ZM55 257L58 259V261L55 259ZM114 257H116V258H114ZM146 257L148 258V261H147V258H146ZM184 257H185V258H184ZM187 257H188L189 259H188ZM234 257H232V259H233ZM34 258H36V259H34ZM37 258H39V259H37ZM41 258H42V259H41ZM50 258H51V260H50ZM60 258H62V259L60 260ZM71 258H72V259H71ZM79 258H80V259H79ZM113 258H114L115 260H114ZM182 258H184V260H185L186 258H187V259L184 261ZM228 258L231 259V257H228ZM19 259H21V260H19ZM27 259H28V260H27ZM33 259H34V260H33ZM43 259H44V260H43ZM45 259H46V260H45ZM53 259H54V260H53ZM122 259H123V261H122ZM150 259H151V261H150ZM154 259H155V260H154ZM201 259H200V260H201ZM224 259H225V258H222L223 261H226V260H227V259H225V260H224ZM235 259H236V258H235ZM25 260H26V262H25ZM41 260H42V261H41ZM52 260H53V261H52ZM55 260H56L57 262H55ZM71 260H72V262H71ZM135 260H136V261H135ZM138 260L143 261V262H140V261H138ZM152 260H153V261H152ZM156 260H158V261H156ZM169 260H170V261H169ZM173 260L178 261V262H174ZM188 260H189L190 262H186V261H188ZM217 260H216V261H217ZM1 261H0V264H1ZM30 261H31L32 263H31ZM73 261H75V263H74ZM116 261H117V262H116ZM121 261H122V262H121ZM132 261H133V262H132ZM154 261H155V262H154ZM168 261H169V263H168ZM171 261H173L174 263L171 262ZM183 261H184V263H183ZM209 261H210L211 263H209ZM230 261H231V260H230ZM230 261H229V262H230ZM40 262H41V263H40ZM51 262H52V263H51ZM68 262H69V261H68ZM114 262H115V263H114ZM135 262H136V263H135ZM150 262H152V263H150ZM179 262H180V263H179ZM99 263H96V264H99ZM163 263H162V264H163ZM198 263H196V264H198ZM213 263L215 264V263H217V262H213ZM94 264H95V263H94ZM160 264H161V263H160Z\"/></svg>","mask_w":264,"mask_h":264}]
</instances>
